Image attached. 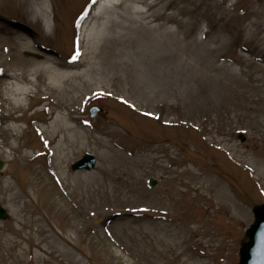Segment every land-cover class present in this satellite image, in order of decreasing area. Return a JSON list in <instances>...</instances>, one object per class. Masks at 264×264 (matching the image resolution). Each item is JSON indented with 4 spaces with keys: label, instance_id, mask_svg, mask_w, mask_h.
I'll return each instance as SVG.
<instances>
[{
    "label": "rangeland",
    "instance_id": "374dc122",
    "mask_svg": "<svg viewBox=\"0 0 264 264\" xmlns=\"http://www.w3.org/2000/svg\"><path fill=\"white\" fill-rule=\"evenodd\" d=\"M91 1L0 0L37 72L7 104L0 42V264H239L264 203V0Z\"/></svg>",
    "mask_w": 264,
    "mask_h": 264
},
{
    "label": "bare ground",
    "instance_id": "6f19581e",
    "mask_svg": "<svg viewBox=\"0 0 264 264\" xmlns=\"http://www.w3.org/2000/svg\"><path fill=\"white\" fill-rule=\"evenodd\" d=\"M5 28L9 29L7 23L4 24ZM2 30H5V32L3 33H8L9 30H6L4 27H1ZM10 33V31H9ZM12 34V32H11ZM16 35V36H14ZM11 39V40H10ZM8 38L7 37H3L0 36V42L2 44V46H4V48H6L5 50L7 51V56L10 58L11 61V65L13 67L11 74H8L7 77L14 79L13 82L9 83L8 81H5L6 77H4V79H1V83L3 86L6 82H8L9 85H11V92H9V101H6L7 104L9 105H23V100L24 97L22 95H25V97L29 94V88L27 86V84H29L30 82H33L31 75H33L34 73L36 74L37 72H33L31 69V60L30 59H26L24 58L21 54H22V49L26 48L28 46V44L26 42H24L25 38L23 37V35L20 33H14L13 34V38ZM16 39V41H15ZM82 40V39H81ZM85 53L84 51L81 52V59H79L77 62L74 63H67V65L69 67H76L79 64H81L82 59L84 57ZM39 63H34V65H37ZM52 70V74L50 76L51 80L53 83H60V81H63L64 77L67 75L66 72L61 71V69L57 68V67H49ZM17 70L21 71L20 73H17ZM3 76H6V74H4ZM20 96V97H19ZM4 106V105H3ZM2 106V107H3ZM60 121L57 120V122L55 123L56 126H59ZM61 127L63 129L64 125H61ZM14 129H16L14 127L13 124L10 125H3L1 127L0 130V134L3 136L2 130L4 131V136L6 135L9 139L13 134ZM3 144L5 145L4 141Z\"/></svg>",
    "mask_w": 264,
    "mask_h": 264
},
{
    "label": "water",
    "instance_id": "95a60500",
    "mask_svg": "<svg viewBox=\"0 0 264 264\" xmlns=\"http://www.w3.org/2000/svg\"><path fill=\"white\" fill-rule=\"evenodd\" d=\"M95 165V156L91 153H86L72 167L74 170L83 168L91 170ZM2 166L3 162L0 160V170ZM154 184V181L151 182V186ZM253 212L255 221L247 229L246 235L242 239L239 264H264V204L255 205ZM8 217L9 212L0 204V218L7 219Z\"/></svg>",
    "mask_w": 264,
    "mask_h": 264
}]
</instances>
